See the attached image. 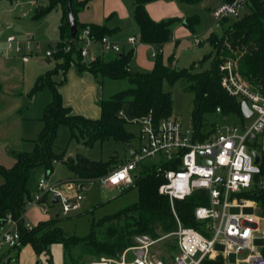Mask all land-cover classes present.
Listing matches in <instances>:
<instances>
[{
    "label": "trees",
    "instance_id": "obj_1",
    "mask_svg": "<svg viewBox=\"0 0 264 264\" xmlns=\"http://www.w3.org/2000/svg\"><path fill=\"white\" fill-rule=\"evenodd\" d=\"M35 7L34 17L44 18L52 10L63 11L59 25L61 47L65 39L71 35L69 18L76 21V33L88 28L95 38L110 36L113 29L106 24H84L79 22V13L87 6L88 0H43ZM134 19L139 28V39L142 44L153 45L161 51L163 46L172 39V27L179 21L177 18L154 21L149 15L146 5L157 0H132ZM183 5H196L211 0H179ZM228 3L233 0H216ZM185 26L191 33H196L200 17H187ZM218 24H226L224 32L219 36L212 32L207 38L212 51L206 54L198 64L200 68L211 61L207 69L196 70L197 64L190 69L176 70L172 65L165 64L163 55L158 52L150 72H133L130 62L134 49L123 51L109 58L98 56L89 63L82 57L67 54L59 50L54 58L58 62L55 69L37 78L31 95L50 87L53 99L43 112V127L34 141L32 151H21L15 154V162L6 167L0 164V216L11 214L20 221L26 211V204L32 199L28 188L30 171L37 166H44L46 176L53 173L56 162L65 163L74 173L76 179L84 183L100 180L115 169L123 161L111 158L108 162L94 161L82 155L67 157L66 152L55 150V140L61 125L68 126L72 132L71 139L82 140L91 145L95 141L113 139L125 145H132L134 135L126 130L128 120H136L151 116L158 124L174 115L173 100L170 93L163 89V83L173 84L178 81L188 83L186 90L194 94L191 114L195 140L205 139L212 127L204 120L208 113H217L225 118L231 114L241 115V102L229 96L221 86L220 66L227 61L237 62L238 70L243 79L253 90L264 87V1L247 0L246 9L240 17L225 18ZM172 58H170V63ZM75 62V63H74ZM74 65L78 72L87 71L96 78L126 80L130 88L120 91L100 102V116L96 119L73 113L71 107L64 105L58 87L65 83L69 68ZM62 75L56 82L53 77ZM123 112L124 116L120 115ZM136 123V122H135ZM171 166L164 164V168ZM163 173L157 171V165L151 161L143 163L138 170V177L128 189L138 188V201L113 216L105 217L97 225H93L90 233L84 237H68L62 227H57L56 219L39 222L37 226L27 229L20 224L24 245H30L36 255H51V247L61 244L65 252V264H86L102 257L118 259L128 248L137 244V238L147 236L150 239L175 232L177 222L172 213L169 198L158 192L164 183ZM249 197L260 201L264 216V194H249ZM200 193H195L185 200H176L175 209L183 226L199 229V222L194 216L195 209L202 204ZM101 229V230H100ZM103 229V230H102ZM100 231V234L98 232ZM176 245L173 249H177ZM264 254V245L261 247ZM200 264H227L218 256L215 259L205 258Z\"/></svg>",
    "mask_w": 264,
    "mask_h": 264
},
{
    "label": "built area",
    "instance_id": "obj_2",
    "mask_svg": "<svg viewBox=\"0 0 264 264\" xmlns=\"http://www.w3.org/2000/svg\"><path fill=\"white\" fill-rule=\"evenodd\" d=\"M246 4L247 0L219 3L212 9V16L216 23L229 17H240ZM138 39L130 36L127 42L135 46ZM5 43L7 52L18 54L23 50L15 36H8ZM96 43L106 52L119 54L123 51L121 44L110 36L97 40L86 28L77 38L69 39L65 46L48 51L47 57H53L61 50L87 59ZM27 50L31 52L30 47ZM93 59L95 56L92 55L89 60ZM22 60L28 62L30 58L23 55ZM220 72L224 91L240 102L246 101L253 113L249 119L241 113L249 124H214L205 139L195 140L193 132L191 135L189 131L184 132L173 118L156 124L151 116L141 117L134 120L141 127L140 144L131 145L129 158L100 179L105 185L124 190L134 184V175L143 163L153 162L166 180L158 192L169 198L177 230L158 239L140 236L136 246L126 249L118 259L102 257L89 264H200L205 258L218 256L227 264H264L262 246L256 243V240H264V231L259 229L256 214L262 209L260 201L249 197L251 193L264 194V87L253 90L240 75L236 61L222 64ZM216 111L220 114L221 109ZM120 115L124 116V113ZM254 153L258 155V162ZM164 164L171 167L165 169ZM84 184L80 179L58 183L40 179L39 193L27 202L25 213L39 206L42 214H48L44 204L47 196H51V199H57L56 203H62V214L68 215L72 205L83 199L80 192ZM76 192L75 199H70L68 195ZM195 193H200L202 202L194 211L199 229L183 226L175 209L176 200H185ZM21 223L27 229L32 228L24 216L20 221L11 214L0 216V264H21L20 251L24 245ZM202 223L206 225L204 229ZM169 237L177 239L178 254L175 257L168 255L165 259L153 256L150 248ZM129 252L134 254L132 259L128 258ZM244 253L246 255L240 258Z\"/></svg>",
    "mask_w": 264,
    "mask_h": 264
},
{
    "label": "rangeland",
    "instance_id": "obj_3",
    "mask_svg": "<svg viewBox=\"0 0 264 264\" xmlns=\"http://www.w3.org/2000/svg\"><path fill=\"white\" fill-rule=\"evenodd\" d=\"M90 1L91 4L89 8L82 11L81 19H100L105 10H103V3L105 1ZM210 5L214 6V4L209 1L196 5H185L188 15H198L200 17V24L196 28V34L201 36L203 43L201 46H195L192 39H187L180 41L178 45L174 43L166 44L162 54L165 64L172 65L176 70L190 69L195 64H197L196 70H204L209 67L211 61L204 63L202 68L198 65L202 58L212 51L211 45L206 40L212 32L220 36L227 27L226 24L220 25L216 23L211 16ZM28 6L30 5L24 7V10L27 12L25 14L21 12V10H23L21 7L17 8L16 11L10 12V4L7 6L8 8H1L0 6V14H2L3 18L2 24H0L3 29V34L0 36V49H2L3 42L9 35L15 36L21 41L23 48L22 52L18 54L15 53L16 56L14 57V53H11V56L13 58L17 57V60L4 59L3 66L0 68L1 75L5 77L9 75L7 81L11 82V86L14 87L12 88L13 91H15L14 93H20L21 87L24 86V92L21 96H17L19 99H15L18 101L21 100L22 104L20 106L19 103L17 104L18 106L11 104L12 109L9 112L10 114L6 117L8 119L20 117L23 120L22 127L15 128V130H12L9 134L0 131V164L6 167L11 165L10 163L13 164L15 162L14 156L17 152L33 150L34 141L37 140L42 130L41 126L43 123L42 116L44 109L51 103L53 93L48 86L33 95L30 93L38 77L54 70L57 63L62 62L56 60L54 56L47 57L48 51H52L56 46L60 45L56 43V40L60 38L59 25L63 16L62 9L58 8V11L54 9L44 18L36 19L34 17V12H30ZM125 10L126 13L123 17L120 15L113 16L109 21L111 23H114V21L119 22L122 26H127V32L139 38L140 32L134 20L133 5L127 2ZM69 22L71 26V35L69 38L65 39L62 46H65L69 39L77 38L83 31L82 30L77 35L76 21L70 17ZM30 35L33 36L31 40H29ZM120 38L121 36L116 37L118 40ZM137 43L138 45L135 48L133 58L130 62V69L133 72H150L154 61V58H152L154 49H144L140 47L139 43L142 44L140 39H138ZM28 47H30L31 52L27 50ZM23 55L29 56V63H23ZM92 55L110 59V57L116 54L104 51L102 46L96 43L91 47V56L87 59H82V61L86 64L89 63V59ZM170 58H172L171 63ZM49 59H51L52 62L47 63L46 60ZM10 64H14V68L11 67ZM74 68V65L69 68L66 75L67 81L62 85L66 86L65 96L67 100H70L68 104L64 105L71 107L75 114L96 119L100 116L99 108L102 100H106L112 95L131 87L126 80H112L106 78L101 98L99 97L98 101L95 102L94 100L93 102L84 89L80 90L83 84L79 77L83 75L84 72L80 73L75 71ZM74 76H76V78ZM100 78L101 77H99L98 80H100ZM61 86L58 87V90L62 96L60 90ZM187 86L188 83L183 80L173 84L168 81L163 83V89L172 96L174 107V115L172 118L181 124L184 132L189 131V135H191L193 132L191 114L194 94L186 90ZM204 120L210 127L212 124H218L220 126H242L243 124H249V121H245L242 115L238 114H231L228 118H224L221 114L213 112L206 114ZM3 121H5V119ZM140 129L141 127L138 123L128 120L126 130L135 136L133 139L134 146L140 144ZM71 137L72 132L70 128L61 125L55 140V150L57 152L65 151L67 157H76V155L79 154L91 160L102 162H108L111 158H115L117 161L122 162L129 158L130 147L121 142H116L113 139L95 141L91 145H86L82 140L78 141L75 138L71 139ZM40 179H48L58 183L61 181L76 180V177L63 162H56L54 164L53 173L50 177L46 176L44 166L40 165L34 167L30 171V179L28 182V188L32 196L39 193L38 182ZM2 182L3 179H1L0 176V184ZM75 185H77V183H75ZM80 193L83 199L72 205L68 215L62 214V203H53L51 196H47V201L44 206L48 209V214H42L41 208L36 206L30 208L25 213L24 218L32 227L37 226L39 222L58 218L56 226L62 227L68 237L76 236L84 238L90 233L93 225H97L98 222L105 217L116 215L121 210L133 205L138 201L139 196L138 188L136 187L120 190L116 187L105 185L101 180H93L85 183ZM76 194L77 192L74 195L68 196L73 200ZM256 214L259 217V229L264 231V216L260 211H257ZM202 226L204 229L206 226L205 223H202ZM98 234H100V231ZM176 242L178 241L175 237L160 240L150 248V252L153 256L163 259L167 258L168 255L175 257L179 252L178 249H173ZM245 255L246 253L241 254L240 258ZM133 257V252H129L128 258L132 259ZM20 262L21 264H65L64 248L61 244H54L51 247V255L46 256L45 254L36 255L29 244L23 245L20 251Z\"/></svg>",
    "mask_w": 264,
    "mask_h": 264
},
{
    "label": "crops",
    "instance_id": "obj_4",
    "mask_svg": "<svg viewBox=\"0 0 264 264\" xmlns=\"http://www.w3.org/2000/svg\"><path fill=\"white\" fill-rule=\"evenodd\" d=\"M103 1H105L103 3L104 4L103 10L104 9L105 10H104V13L100 19H89V20L81 19L82 11L89 8V6L91 4V1L88 0L87 6L78 15L79 22L84 23V24H99V25L106 24L108 26V28L114 30V33L112 35H110V37L113 40H115L121 44L123 51L131 50V49H134V51H135V48L138 45V43H136L135 46H132L131 44H129L127 42V39L130 36H136V35L129 34L127 32V26H125V25L122 26L119 22L114 21V23H111L109 21V20H111V18H113V16L115 17L117 15H120L121 17H123L126 13L125 8L127 5V2H129L133 5V1L132 0H103ZM209 2H212L214 4V6H211V5L209 6L210 13L212 16V9L214 7H216L219 4V2L216 0H211ZM40 3H45V2L43 0H0L1 8H8L7 6L10 4L11 5V8L9 9L10 12L16 11L17 8L21 7V8H23V10H21V12H24V14L27 13L24 10L25 6L30 5V6H28L29 11L34 12L35 7ZM146 9H147L149 15L151 16V18L157 22L162 21V20L173 19V18L179 19V21H177L172 27V39L166 44L174 43L175 45H178L179 42L182 40L192 39L195 46H201L202 45L203 41L201 39V36L197 35L196 33H191L190 30L185 26L184 22H185L187 17H190V15L187 14V11H186L187 7L185 5H183L179 0H157V1H153V2H150L146 5ZM133 11H134V7H133ZM133 16H134V12H133ZM2 19H3L2 14H0V24H2L1 23ZM2 34H3V29H2V26H0V36ZM9 36H12V35H9ZM118 36H121L122 39L121 38L119 39L121 42L118 39H116V37H118ZM32 38H33V36L30 35L29 40H31ZM196 39L199 40L198 43L196 42ZM58 40H56V41L58 42ZM165 45L163 46V49L161 51H159L153 45H146V44H140L139 43V46L144 48V49H146V48L154 49L153 53H156V54L158 52H161L163 54V50H164ZM11 53H13V52H7L6 43L4 41L3 47H2V49H0V57H1L0 68H2V66H3L4 59L5 60H14V61L17 60V57L13 58L14 56H16L15 53H14L13 57L11 56ZM95 57H98V56H95ZM152 58H155V57L152 56ZM29 62H30V60L28 62L23 61V63H29ZM46 62L50 63L52 61H51V59H49V60H46ZM10 65H11V67H13L14 64H10ZM153 65H154V61L152 63V67L150 70H152ZM9 69L13 70L12 68H9ZM74 69H75V71H77L76 68H74ZM72 75H74V74H72ZM8 76L9 75H7V77H5L4 75H1V73H0V131L2 133H5V134L6 133L9 134L12 130L14 131L15 128H21L23 125V120L20 117L16 116L17 118H12V119L6 118L10 114L9 112L12 109L11 104L17 105L19 103V106L22 104L21 100L18 101L15 99H19L17 96L18 95L21 96V94L24 92V86H22L20 93H17V92L14 93L15 91H13V89H12L14 87L11 86L12 85L11 82L7 81ZM74 77L76 78V76H74ZM79 78H80L81 83L83 84L80 87V90L84 89L86 94H88V97H90L93 100V102H94V100H95V102L98 101V98L99 97L101 98V96H102V90H103V85L105 83V79L100 78V80H98V78H96L94 75H92L91 73H89L87 71H84L83 75H81ZM54 80L56 82H60L62 80V76L57 75L54 77ZM66 81H67V79H66ZM17 90H19V89H17ZM60 90L62 93L64 104H68L70 102V100H67L66 96H65L66 86L62 85L60 87ZM12 94H14V95H12ZM99 110H100V108H99ZM4 119H5V121H3ZM42 126H43V123H42ZM42 126H41V128H42ZM130 146L131 145H129V147ZM10 164L11 165H8L9 167L12 166L14 163L13 164L10 163ZM263 245H264V240H263V244L261 246H263Z\"/></svg>",
    "mask_w": 264,
    "mask_h": 264
},
{
    "label": "water",
    "instance_id": "obj_5",
    "mask_svg": "<svg viewBox=\"0 0 264 264\" xmlns=\"http://www.w3.org/2000/svg\"><path fill=\"white\" fill-rule=\"evenodd\" d=\"M56 11H58V8H56ZM241 113H242V115H243V117L245 118V119H249L251 116H252V112H251V110L249 109V107H248V105H247V103H246V101H242L241 102ZM131 147V146H130ZM254 155H255V157H256V162H258V160H259V158H258V155H257V153H254ZM137 177H138V174H135L134 175V178L135 179H137ZM52 202L53 203H56L57 202V199H52ZM3 223H4V221H2ZM256 243L258 244V245H262L263 244V240H256ZM232 261H233V256H232Z\"/></svg>",
    "mask_w": 264,
    "mask_h": 264
}]
</instances>
